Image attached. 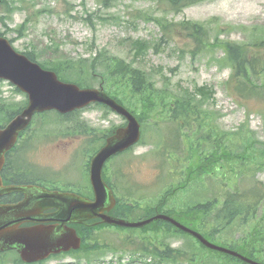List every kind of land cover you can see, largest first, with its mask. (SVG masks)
Segmentation results:
<instances>
[{"label": "rangeland", "instance_id": "obj_1", "mask_svg": "<svg viewBox=\"0 0 264 264\" xmlns=\"http://www.w3.org/2000/svg\"><path fill=\"white\" fill-rule=\"evenodd\" d=\"M100 1L17 0L10 12L5 6L0 7V16L5 17L4 22L0 21V32L5 33L10 40L15 39L13 45L20 52L36 49L41 56L39 59L41 62L53 58L54 50L57 49L59 53L55 56L61 58L91 59L98 52L107 51L109 56L131 62L133 57L129 52L130 39H145L154 44H160L162 27L157 24L156 20L162 18H166L169 24L183 21L209 23V27L216 32L224 30L220 35L221 39L235 42H244L254 28L264 26V0H210L187 8L179 15L166 12V5L159 3V0H120L109 8L103 7ZM139 12L149 17L138 19L136 16ZM29 17L32 21L27 26H23ZM170 41V43L164 41L158 49H150L147 55L140 59V66L153 74L158 81V86L165 85L174 92L179 90V86L191 89L196 86L213 88L216 97L215 101L207 106L210 117L204 120L206 128L213 127L222 137V145L236 152L243 149L249 136L264 143V97L248 100L245 105L238 103L232 97L225 87L231 74L230 67L222 66L219 62L224 57L223 51L220 48L206 47L204 51L194 54V42L187 33L180 31L175 32ZM102 70L103 66L100 65L99 73ZM101 80L103 77L95 79L92 82L93 87H98ZM104 82L107 85V82ZM14 88L10 83L0 82V93L3 99L21 104L25 97L17 93ZM107 90L113 92L115 88ZM119 96L125 99L127 106L132 105L133 101L129 91L121 88ZM171 99L173 98L168 97L166 100L169 102ZM151 116L146 121L144 142L134 148L128 156L115 163L118 175L113 171L115 175L113 181L118 191L127 193L130 190L127 179L130 180V184L136 186V191L129 197L122 193L119 194V197L124 198L127 203L138 205V209L133 214L125 216L129 221H138L145 217L148 208L156 205L161 193L167 190L166 184L169 185L172 180L178 181L181 178L186 160L189 161L191 156V144H196L199 137L198 121H191L192 125L183 131L182 136H179V140L182 141L180 145L182 155L171 154L179 161L173 160V167L168 165L167 169L171 167L168 172L172 175L166 178L165 173V183L160 184L157 181L161 161L156 152L168 134L169 130L166 127L172 126V123H168L167 118L170 117L168 111L153 112ZM54 119V116H51L50 120L46 116L40 117L28 133V136L38 134L35 137L38 139V151L32 155L31 161L41 166V170L50 169L57 173L62 179L61 183L69 181L86 188L88 187L86 152L91 149L92 144L87 142L76 152L82 143V138H70L69 135L64 134L67 126L73 124L70 122L60 124L53 122ZM72 119L87 122L89 126L95 128L94 132L99 137L113 126L124 123L121 117L108 114L98 107L87 108L80 115L73 116ZM46 132L59 139L54 142L44 139L41 133ZM260 144L257 143L258 146ZM112 168L110 167L109 170H113ZM54 173L52 176H55ZM125 175H128V178ZM253 178L264 183L263 159L258 158L246 166L236 165V172H232L231 167L225 165L212 175H207L203 180L194 183L188 191L178 193L171 200L168 208L180 211L192 201L197 203L215 198L222 200L221 195L225 188H234L240 179L244 182L242 186L244 188L251 184ZM254 225L251 223L244 228L234 229L226 235L219 234L213 237L208 236V233L200 227H194V229L214 244L223 246L243 243L242 239ZM212 226L213 224L210 223L208 228ZM93 236L100 243L113 246L122 245V241L129 237L137 240L151 237L155 245L167 243L173 248L183 249L191 246L190 240L196 242L192 237L187 236V239L166 230L156 234L105 228L94 232ZM89 242L94 244L92 240ZM118 249L127 250L129 248L119 247ZM13 254L0 259V264H14L15 255ZM197 254L199 255L197 262L209 260L212 264H221L223 261L201 250ZM86 255L87 252L63 255L52 258L44 264H89L85 260ZM148 262L153 263V260ZM92 264H145V262L140 256H133L129 250L122 252L109 248L104 256L93 260Z\"/></svg>", "mask_w": 264, "mask_h": 264}, {"label": "trees", "instance_id": "obj_2", "mask_svg": "<svg viewBox=\"0 0 264 264\" xmlns=\"http://www.w3.org/2000/svg\"><path fill=\"white\" fill-rule=\"evenodd\" d=\"M116 1L120 0H102L101 5L105 8L110 7ZM210 0H159L166 5L168 10L175 14L182 13L186 8ZM7 9H12L14 0L5 1ZM149 15L139 12L136 16L138 19H146ZM0 20L3 18L0 17ZM157 24L162 27L161 43L164 41L170 43L171 37L175 32L187 33L195 44L194 54L204 51L207 47L213 49L220 48L224 52V57L219 61L222 66L230 67L231 74L225 83V87L233 98L240 104L245 105L248 100L264 97V26L254 28L253 32L244 42H235L232 40L221 39L220 35L224 30L217 32L199 22L183 21L176 24H169L166 18L156 20ZM1 36L5 34L0 33ZM160 44H154L144 39H130L129 52L133 55V60L127 62L124 59L111 57L106 51L98 52L92 59H69L67 57H55L54 60H47L43 63L44 68L54 70L59 76L67 82L78 84L81 87H92V82L98 77H103L106 81L107 89L115 88L110 92L117 99L125 104V99H120V89L129 91L132 97V105L142 122H146L152 116L153 112L168 111L182 129L188 128L192 122L198 121V139L193 144L192 151L194 154L190 159L189 168L182 173L179 179V190H188L192 181L199 182L207 175L215 173L222 165L231 167L232 172H236V165L246 166L252 161L260 158L264 160V143L249 136L243 149L240 152L230 150L222 145V137L219 136L213 127L206 128L204 120L210 117L208 104L215 101L216 92L208 86H196L193 89L179 86V90L174 92L167 86L159 87L158 81L143 67L140 66V59L145 57L152 48L158 49ZM26 55L33 61L39 59V54L35 51L28 52ZM138 63V65H136ZM103 70L99 73V66ZM103 82L101 84H103ZM19 92L18 90H16ZM172 97L171 101L166 100ZM26 103L20 105L0 99V115L3 121H10L25 107ZM249 110V109H248ZM48 115V114H44ZM59 116L58 123L64 124L70 122L74 127H78L79 119H72L73 116ZM43 116V115H42ZM264 117V113H263ZM2 125H0L1 127ZM261 143L259 146L257 143ZM192 162V163H191ZM2 176L8 182L13 183H30L35 182L28 176V172L21 163H17L12 154L7 156V163L2 172ZM240 183L242 180H239ZM174 191V190H173ZM173 191L166 194V202L174 196ZM16 201L18 196L9 198L6 201ZM218 199L198 202L197 204L187 205L185 210L176 212L169 210L167 214L175 215L187 224L205 229L209 222L214 224L211 230H208L209 236L224 234L233 229L244 228L252 223L253 228L242 239L243 243L237 244L233 249L240 253L264 261V183L255 180L246 187L238 186L231 191L226 192L222 206L218 207ZM164 204L159 205L156 209L161 211ZM156 209H151V216ZM132 213V209L126 203L119 204L113 212L116 216L124 217ZM106 227L105 225L99 228ZM168 231L172 226L166 223H156L144 229V231H153L159 233L162 228ZM81 235L92 239L90 236L92 230L82 226L77 227ZM88 234V235H86ZM98 242L97 240H95ZM124 242H135L128 239ZM140 242H151L148 238H143ZM97 250L107 248V246L95 247ZM90 248L89 250H95ZM142 253L151 254L154 264H212L209 260L197 262L196 251L193 249H173L169 245L165 250L158 247L141 246L139 249ZM223 261L221 264H241L230 256L214 254ZM220 256V257H219ZM15 264H21L20 261Z\"/></svg>", "mask_w": 264, "mask_h": 264}, {"label": "water", "instance_id": "obj_3", "mask_svg": "<svg viewBox=\"0 0 264 264\" xmlns=\"http://www.w3.org/2000/svg\"><path fill=\"white\" fill-rule=\"evenodd\" d=\"M0 79L11 81L29 97L27 108L4 129H0V197L11 193L25 195V199L18 204H0V251L16 249L23 262L35 263L52 254L81 248L82 240L70 225L100 219L103 224L143 228L162 220L196 237L211 250L232 255L249 264H262L209 242L173 217L157 214L146 221L129 222L109 215L116 206V199L103 179L104 166L110 158L140 141L141 124L132 113L106 94L104 89L83 90L75 84L61 82L56 73L43 70L26 56L17 53L10 42L2 37ZM91 103H102L129 121L126 128L117 130L107 140L105 147L92 160L91 182L96 196L94 201L76 194L48 191L36 186L4 185L1 171L5 165L6 154L16 145L20 133L28 128L35 114L51 110L67 114ZM52 209H56V212L45 214ZM26 223L36 225L22 227Z\"/></svg>", "mask_w": 264, "mask_h": 264}]
</instances>
